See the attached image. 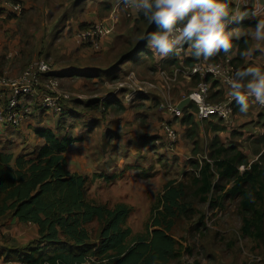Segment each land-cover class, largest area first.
<instances>
[{
    "label": "rangeland",
    "instance_id": "obj_1",
    "mask_svg": "<svg viewBox=\"0 0 264 264\" xmlns=\"http://www.w3.org/2000/svg\"><path fill=\"white\" fill-rule=\"evenodd\" d=\"M31 2L25 8L21 2L23 11L15 17L25 26L24 37L28 38L21 53L25 52L29 56L28 62L45 59L51 64L52 72L57 74L54 76L53 73V78L58 80L59 91L63 94L60 97L62 112L74 108L79 117L73 121V117L63 119L62 114L52 111L46 113L39 104L41 95L29 99L33 112L44 111L47 114V120L42 122L44 126L59 122V131L63 130L72 136L78 132L80 125L82 127L93 120L95 114L101 115L103 124L93 130L95 143L100 148L99 159L105 163L100 168H105L106 171L103 172L115 175V179L96 180L89 185L88 196L110 207L119 202L131 205L133 209L127 225L133 229L134 234L146 232L150 223L151 207L157 204L164 185L169 180L189 181L184 174L192 172L191 160L202 159L210 150L215 134L210 126L221 125L224 130L218 134L222 142L225 145L238 146L250 156L251 161L255 159L251 154L254 147L252 142L264 132V107L253 99H249V110L246 113L237 111L227 120L215 118L210 120L213 122L199 123L198 145L195 146L189 136L188 124L175 118L169 106H176L181 99L186 98L195 89L198 80L187 79L180 72L176 82H167L162 71L170 73V70L178 67L177 63L173 65L170 61L172 56H154V60L147 61L141 59L136 67H130L129 62L117 67L116 62L127 41L135 39V15L122 6L120 0ZM106 3L111 4L112 8L108 9ZM236 4L240 13L247 15L244 19L252 16L256 7L262 8L260 13L264 14L263 1L256 5L248 3L247 0H237ZM105 17L115 21V28L101 50L95 51L81 46L89 54L88 61L85 62L81 60L83 53L76 46L71 47L66 38L73 39L76 43V31L83 24L86 26L103 21ZM244 19L235 23L231 31L240 33L241 36L246 32L250 33L252 27L248 25V19ZM257 47L260 51L255 50ZM251 51L253 54L246 56L244 64L238 65L237 69L244 68L250 62L264 67V41L256 42L252 39ZM228 55L230 54L215 55V61ZM73 64H88L93 67L90 72L91 79L85 80L84 84L69 80V73H62V69ZM85 72L87 71L83 73ZM9 74L17 75L11 71ZM47 82L48 79L44 78L41 93L49 91L45 87ZM75 99H96L100 109L90 111L84 103L75 104ZM222 99L218 93L212 97L213 101ZM105 102L112 103L102 106L101 103ZM120 104L123 107L120 108ZM167 120L178 134V139L173 144L162 129V123ZM103 133L105 137L102 139ZM78 134L80 132L77 136ZM106 141L111 144L108 145ZM70 154L71 149L68 151V158L71 157ZM142 170H146L148 178L141 174ZM218 202L223 203L219 207H209L206 202H194L197 213L191 218L182 216L175 221L171 233L178 241L181 256L171 264H264V231L260 238L245 235L238 200L228 198Z\"/></svg>",
    "mask_w": 264,
    "mask_h": 264
},
{
    "label": "trees",
    "instance_id": "obj_2",
    "mask_svg": "<svg viewBox=\"0 0 264 264\" xmlns=\"http://www.w3.org/2000/svg\"><path fill=\"white\" fill-rule=\"evenodd\" d=\"M227 3L232 11L235 4L232 0ZM106 6L112 8L109 3ZM137 15L135 39L127 41L117 67L125 62L136 67L141 59L154 60L141 37L156 31L157 26L150 25L142 14ZM259 19L247 23L254 26ZM246 39L242 35L232 40L230 52L237 53L232 58L236 67L244 64L246 55L243 54L252 49L251 37ZM221 54L225 53L217 56ZM215 59L214 56L208 60ZM196 61L192 57L183 60L187 66ZM179 62H176L178 66ZM99 105L95 100L87 104L92 110L100 108ZM196 111V105L189 103L183 108L181 118L182 123L188 124L195 146L198 145ZM237 111L235 104L234 112ZM66 113L67 110L62 112V116ZM213 127L215 134L207 155L191 160L193 170L184 174L188 182L169 180L164 185L157 204L151 207L146 232L141 234H134L127 225L131 205L121 202L110 207L88 197L89 184L98 175L91 178L69 170L66 153L75 141L72 136L41 128L37 134L45 143L32 156H16L0 150V216H14L39 228V238L24 246L12 245L4 239L0 258L22 264H82L90 258L94 259L91 264H171L181 256L178 241L171 233L175 221L182 216L193 217L197 213L194 202L219 207L223 202L218 201L228 198L238 200L243 233L260 238L264 231V132L252 142L251 154L255 159L251 161L238 146L222 142L218 134L224 130L221 125ZM141 174L145 176L146 172ZM100 176L115 179V175Z\"/></svg>",
    "mask_w": 264,
    "mask_h": 264
},
{
    "label": "crops",
    "instance_id": "obj_3",
    "mask_svg": "<svg viewBox=\"0 0 264 264\" xmlns=\"http://www.w3.org/2000/svg\"><path fill=\"white\" fill-rule=\"evenodd\" d=\"M20 1L24 4V8L25 6L29 7L32 4L31 0H20ZM259 1L260 2L263 1V6H264V0H259ZM259 1L247 0V2L250 4L252 3L259 4ZM232 2L236 4L237 0H232ZM7 4H8L7 0H0V70H6L9 72L11 71L13 74H18L27 67L28 63H30L28 62V60H30L29 56L25 52L21 53L22 47L24 45H27L28 43L27 42L28 38L24 37L25 26L21 25V20L15 18L17 16L12 12L11 8ZM134 15H135L134 20H136L138 15L136 13ZM256 18H261V17L248 16L244 20L248 19L247 22H249ZM103 22L105 23L109 31L105 39L106 41H108V39L110 38L109 35L112 34V31L115 28V21L112 20L110 17H105L103 18ZM83 25L85 26V24ZM249 26L254 27L253 25H249ZM66 39H68V42L70 43L71 47L74 45L76 46V48H78L79 52L83 53V58H81V60L87 62L89 54L86 53L84 49H81V46H78L73 39L70 38H66ZM7 52H10L13 55L10 60L6 59ZM37 53L39 52L37 51ZM184 53L185 54L188 53L187 50H185ZM229 54L231 56L237 55L236 51L229 52ZM190 57L191 56H187V57L185 56L184 60L185 58H190ZM174 60H176V62L180 61L178 57L172 56V60L170 61L174 63L173 65L176 64ZM169 66L171 67V65ZM92 68L93 67L89 66L88 64L87 65L73 64L64 67L62 69L63 70L62 73H66V74L69 73V80H73L75 81V83L78 81V83L84 84L85 80L91 79L92 76L90 72L92 71ZM85 70L87 72L83 73ZM173 70L174 68L170 70V72H172ZM53 73L57 75L56 72ZM186 78L189 79L188 77ZM82 88L83 90L86 89L84 85ZM183 99H181L178 102V104ZM94 100L97 102L96 99H90V100L88 99L87 101L75 99L74 102L77 105H81L84 103V106L88 110L97 111L100 108L96 110H92L87 106L88 102ZM105 103L109 104L112 102H105ZM39 104H40V100H39ZM121 106L122 105L120 104L119 107L121 108ZM38 111H43V110H38ZM67 111L68 113L62 116L63 119H65L66 117H73L72 120L75 121L76 118L79 117L77 111H75L74 108L71 109L68 108ZM46 113H50V112L46 111ZM46 113H44V111L43 112L34 111L31 117L26 121V123L21 128L18 129L8 125L0 124V150L13 153L16 156L26 154L29 157L32 156L33 152H37L39 148L45 143V139L41 137L39 134H37V129L48 128L57 134H61V135L68 134V133H64L63 130L59 131V125H60L59 122L58 124L57 122L55 123L52 122L49 126H44L42 122H45L47 120ZM94 117L95 118L87 122V124L82 125V127L81 125L79 126V129H77L78 131L77 133L80 132V134H78V136L77 133L74 134L73 136L71 134H68L69 136L75 138V141L70 145L68 149V151L71 149V154H70L71 157L69 158L67 157L68 168L71 172L88 175L91 178L98 175V177L94 178L90 184L92 183L94 184L98 179L105 178V177H101L100 175L112 176L110 175L111 173L109 172H103L105 168H100L103 167L105 163L103 162L104 160L99 159L100 148L97 147L98 145L95 143L96 136L93 135V130L100 128L99 124H103V121H101V115L99 114H95ZM195 120L198 123V125L199 123L213 122L210 120L198 121L196 118ZM213 126H215V124ZM213 126H210L212 131H214ZM222 131H219V133ZM103 137H105L104 133L101 134L102 139ZM107 144L110 145L111 142L108 141ZM68 151L66 153V156L68 155ZM144 172H146V170H144ZM148 177L149 175L146 172L145 178ZM38 238H39V228L35 223L32 222L25 223L20 221L17 217L14 216H9V215L0 216V245H5L4 239H7L8 242L12 245L24 246ZM0 264H22V263L19 261H5L4 259L0 258Z\"/></svg>",
    "mask_w": 264,
    "mask_h": 264
},
{
    "label": "built area",
    "instance_id": "obj_4",
    "mask_svg": "<svg viewBox=\"0 0 264 264\" xmlns=\"http://www.w3.org/2000/svg\"><path fill=\"white\" fill-rule=\"evenodd\" d=\"M7 3L16 16L23 11V5L20 2L8 0ZM126 9L133 15L137 12L134 8L129 7ZM233 9V12L240 13L238 5ZM254 10L261 12L262 8L256 7ZM252 16L256 17L257 15ZM234 24H229L227 30L231 31L234 28ZM108 33L105 23L97 21L78 29L75 34V41L80 46H87L99 51ZM184 54L182 53L178 57L180 60L179 66L172 72L162 71L165 80L167 82H176L180 72L190 79L196 78L198 80L195 89L187 96L190 98V103L197 107L195 118L198 121L215 118L227 120L231 118L234 114L235 102L228 95L226 80L237 70L232 58L226 56L217 61L199 59L192 66H187L183 62L184 57L191 55L189 53ZM12 56L10 52L6 54L7 59H11ZM44 78L48 79L45 84V87L49 90L47 93H41V84H43ZM213 93H219V97H223V99L213 101ZM40 95L42 109L52 111L55 114H62L63 106L60 97L63 94L59 91L58 80L53 78L51 64L45 59L32 60L17 75H11L6 70H0V124L17 129L21 128L29 119V116L33 114L29 99L36 96L40 97ZM261 106L264 107V105ZM169 110L175 118L183 116V109H179L177 105L169 106ZM162 129L171 144L177 141V131L173 128L170 121L163 122ZM93 260V258L87 259L82 264H91Z\"/></svg>",
    "mask_w": 264,
    "mask_h": 264
},
{
    "label": "clouds",
    "instance_id": "obj_5",
    "mask_svg": "<svg viewBox=\"0 0 264 264\" xmlns=\"http://www.w3.org/2000/svg\"><path fill=\"white\" fill-rule=\"evenodd\" d=\"M120 3L125 8H134L150 25L155 23L157 30L145 33L141 39L159 58L179 57L185 50L197 60H208L221 52L227 54L232 50V40L241 37L240 33L227 30L228 25L247 16L230 11L227 0H120ZM252 15L261 18L243 36L264 41V14L254 10ZM252 54L249 50L243 55ZM226 83L228 95L241 113L249 110L250 98L264 105V67L250 62L237 69Z\"/></svg>",
    "mask_w": 264,
    "mask_h": 264
},
{
    "label": "water",
    "instance_id": "obj_6",
    "mask_svg": "<svg viewBox=\"0 0 264 264\" xmlns=\"http://www.w3.org/2000/svg\"><path fill=\"white\" fill-rule=\"evenodd\" d=\"M189 103H190V98H189V97H186V98H184V99L178 104V108H179V109H183V108H185Z\"/></svg>",
    "mask_w": 264,
    "mask_h": 264
}]
</instances>
